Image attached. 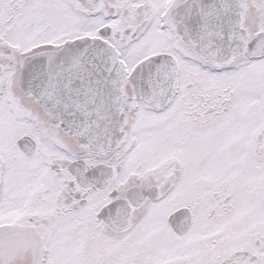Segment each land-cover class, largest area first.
<instances>
[{
    "label": "snow or ice",
    "instance_id": "snow-or-ice-1",
    "mask_svg": "<svg viewBox=\"0 0 264 264\" xmlns=\"http://www.w3.org/2000/svg\"><path fill=\"white\" fill-rule=\"evenodd\" d=\"M0 264H264V0H0Z\"/></svg>",
    "mask_w": 264,
    "mask_h": 264
}]
</instances>
